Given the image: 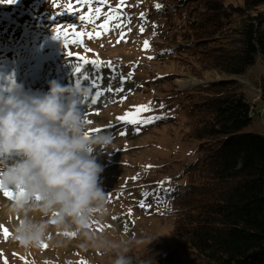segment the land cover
I'll return each instance as SVG.
<instances>
[{"label":"rangeland","instance_id":"rangeland-1","mask_svg":"<svg viewBox=\"0 0 264 264\" xmlns=\"http://www.w3.org/2000/svg\"><path fill=\"white\" fill-rule=\"evenodd\" d=\"M42 1L47 3L36 9L39 0H0V95H7L17 86L28 93L47 91L51 80L61 85L71 86L78 81L88 85L92 95L84 115L92 121L89 132L100 128L113 136V145L98 157L104 167L101 187L106 193V214L94 224V229L108 240L121 243V247L127 246L132 258L151 253L161 254L176 264H193L194 256L172 234V202L167 197L169 192L161 191L158 182L165 181L163 188L171 191L187 182L184 170L198 154L196 143L187 137L186 114L204 97L199 86L226 77L216 69L206 68L195 54L179 49L178 45L186 40L180 28L182 18L173 11L174 6H179L178 0H55V6L53 0ZM227 1L241 4L243 0ZM201 2L188 0L189 21L196 20ZM69 4L79 11H67ZM157 4L162 7L158 9ZM97 7L99 14L95 12ZM258 10H264V2ZM184 11H180L181 16ZM141 12L146 19L140 18ZM105 14L113 17L105 26L107 32L99 27ZM81 15L85 16L83 21L79 20ZM121 22L123 27L115 26ZM58 23L77 26L76 35L69 29L67 49L63 38L55 35ZM142 24L143 33L139 31ZM145 40L149 42L147 49L143 48ZM68 51L74 56H68ZM92 61H110L116 66L113 88L120 86L121 74L126 76L132 71V78L124 84L125 91H105L92 105L91 98L98 90L91 87L95 73ZM76 68L81 71L77 73ZM100 72L108 75L106 65ZM262 78L261 62L251 66L246 74L231 78L243 85L252 102L254 120L248 128L258 132H264V102L259 96ZM180 80L193 82L182 87ZM100 87L106 89L108 80ZM121 97H125L122 102ZM149 102L151 111L136 113L138 106ZM125 113L130 117L161 118L143 126L116 121ZM136 127L141 130L136 132ZM121 131L127 134L120 136ZM145 191L153 195L144 198ZM141 199L145 200L143 208ZM65 233L61 235L53 226L48 240L30 248H19V242L9 237L2 241L8 253L0 249V264H113L114 253L86 244L80 235ZM53 242L55 246H43Z\"/></svg>","mask_w":264,"mask_h":264},{"label":"trees","instance_id":"trees-1","mask_svg":"<svg viewBox=\"0 0 264 264\" xmlns=\"http://www.w3.org/2000/svg\"><path fill=\"white\" fill-rule=\"evenodd\" d=\"M177 2L173 11L186 40L179 49L226 78L199 86L204 97L186 114L198 155L184 170L187 182L167 196L172 234L193 264H264V132L248 128L253 104L243 85L228 78L264 63V10H258L264 0H202L192 21L188 0ZM260 89L264 102V78ZM132 260L176 264L151 253Z\"/></svg>","mask_w":264,"mask_h":264},{"label":"clouds","instance_id":"clouds-1","mask_svg":"<svg viewBox=\"0 0 264 264\" xmlns=\"http://www.w3.org/2000/svg\"><path fill=\"white\" fill-rule=\"evenodd\" d=\"M47 91L0 95V219L11 218L14 240L39 247L50 229L72 231L86 244L133 264L129 248L94 229L106 214L98 157L113 145L110 132H89L88 85L48 82ZM83 109V110H82ZM84 246V245H82Z\"/></svg>","mask_w":264,"mask_h":264},{"label":"snow or ice","instance_id":"snow-or-ice-1","mask_svg":"<svg viewBox=\"0 0 264 264\" xmlns=\"http://www.w3.org/2000/svg\"><path fill=\"white\" fill-rule=\"evenodd\" d=\"M7 2L11 3L12 0H7ZM78 2H80V0H78ZM53 5L55 6V0H53ZM156 7L159 9L162 6L159 5V4H157ZM67 11H69L71 13H76V12L79 11V9H73L72 6L69 4L68 5V8H67ZM90 11H91V9H90ZM95 12L97 14H99L100 13V8L97 7L95 9ZM57 13L59 14V13H63V12H57ZM105 17L106 18H105L104 23L101 24V25H99V27L104 28L105 32H107L108 31V28H106L105 26L109 23L110 20L113 19V17L110 14H105ZM140 18L142 20L146 19L145 13L141 12L140 13ZM84 19H85V16H83V15L79 16V20L83 21ZM90 22H91V20H90ZM128 22L130 23V19H129ZM115 26L119 28V27H123L124 24H123V22H121V23H117ZM76 27L77 26L76 25H73V24H67V26H65L64 23L63 24L58 23L56 25V27L54 28L55 35L58 38H60V39L63 38L65 49H67V47H68L67 38H68V35L70 34L69 33V29L71 30V34L72 35H76L77 34L76 33ZM129 31H131V29H129ZM139 31L141 33L144 32L143 24L140 26ZM80 35H83V33H81ZM96 35L99 36L100 33H96ZM120 35H121V37H123L124 36V33L121 32ZM90 38H91V35H90ZM117 43H119V40L117 41ZM143 48L144 49L149 48V42L147 40L144 41ZM67 55L70 56V57H73L74 56V53H72L71 51H68L67 52ZM152 58L153 57H149V59H152ZM84 63H88V61H84ZM91 63L93 65H95V73H94L93 78L91 79V87L98 89L95 92V95L92 96V98H91V104L92 105L97 104L98 98L101 97L104 94L105 91L106 92H110V93H122V92L125 91L124 84L128 80H130L132 78V75H133L132 71H129L126 76L121 74L119 76L120 86L119 87H116V88H113L112 87V81L115 80L116 77H117V69H116V66L113 65L110 61L109 62L92 61ZM105 65H106V68H107V71H108V75L107 76H105L103 72H100V68L103 67V66H105ZM75 71L77 73H79L81 71V69L80 68H76ZM84 79L85 80L88 79L87 75H85ZM105 79L108 80V87L106 89L100 87V84H102V82ZM78 84H79V81H78ZM128 91L130 92L131 90L129 89ZM123 99H125V97H121V102L123 101ZM150 105H151V102H149L148 105H140V106H138L136 108V113L138 114L140 112L151 111ZM160 107L163 108V105L161 104ZM160 118L161 117L159 115H152V116H148L146 118H138L137 116H131L130 117V114L129 113H125L122 116L116 117V121L122 122L124 124H133V125L134 124H139V125L143 126V125H146V124L154 123L156 120H158ZM86 122L88 124H91L92 123L91 120H86ZM110 127H115V125H110ZM134 130L136 132H139L141 129H140V127H136ZM91 131L92 132H100V131H102V129L96 128V129H92ZM126 134H127L126 131L119 132V135L120 136H125ZM136 178L137 177H133L132 179H136ZM158 183L161 185V189H160L161 191H165V192H169V193L171 192V189H165V188H163V185L165 184V181H160ZM4 195L7 196V197H9V198H13L15 194L13 192H11V191H6L4 193ZM152 195H153V193H149L147 191H145V192L142 193V196L144 198H148V197H150ZM140 207H142V208L145 207V200L144 199H141V201H140ZM130 214H131V210H129V215ZM114 219H115V217H114ZM65 235H75V233H65ZM5 238H7V230L6 229H5ZM43 246L46 247L47 245H43ZM5 264H6V262H5ZM81 264H84V262H81Z\"/></svg>","mask_w":264,"mask_h":264},{"label":"bare ground","instance_id":"bare-ground-1","mask_svg":"<svg viewBox=\"0 0 264 264\" xmlns=\"http://www.w3.org/2000/svg\"><path fill=\"white\" fill-rule=\"evenodd\" d=\"M47 3L46 1H42V0H39V2H36V9H38L40 6H44V4ZM179 84L183 87L187 86L189 82H193V80H190V81H183V80H180L178 81ZM9 197L5 196L4 194L3 195H0V199H8ZM5 225V227L3 228L2 230V226ZM5 229L7 230V238L9 237H13V232H12V221H11V218H7V219H0V249H3V252L4 253H8V248L5 247V244L2 242L3 240H6L7 238H5ZM47 245L46 247L50 248L52 246H55L56 244L53 242V243H50L49 245L48 244H45ZM50 246V247H49ZM10 247H12L10 245ZM19 248H30V247H25V246H22L21 244H19L18 246ZM2 264V262H1ZM5 264V263H4Z\"/></svg>","mask_w":264,"mask_h":264},{"label":"water","instance_id":"water-1","mask_svg":"<svg viewBox=\"0 0 264 264\" xmlns=\"http://www.w3.org/2000/svg\"><path fill=\"white\" fill-rule=\"evenodd\" d=\"M228 78H233V77H228Z\"/></svg>","mask_w":264,"mask_h":264}]
</instances>
